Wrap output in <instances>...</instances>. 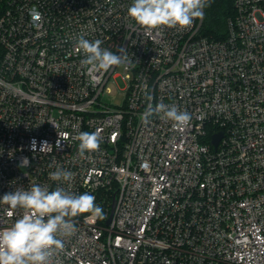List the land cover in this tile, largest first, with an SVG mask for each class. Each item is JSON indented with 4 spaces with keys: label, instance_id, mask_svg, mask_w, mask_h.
Segmentation results:
<instances>
[{
    "label": "built area",
    "instance_id": "2783aa9c",
    "mask_svg": "<svg viewBox=\"0 0 264 264\" xmlns=\"http://www.w3.org/2000/svg\"><path fill=\"white\" fill-rule=\"evenodd\" d=\"M131 3L0 0V197L33 182L95 196L104 218H73L52 264H264V0H235L222 40L201 19L145 31ZM81 34L134 66L82 67ZM149 103L190 123H143ZM84 131L101 144L81 157ZM58 166L71 182L49 179ZM22 214L0 205V229Z\"/></svg>",
    "mask_w": 264,
    "mask_h": 264
},
{
    "label": "clouds",
    "instance_id": "9594fccd",
    "mask_svg": "<svg viewBox=\"0 0 264 264\" xmlns=\"http://www.w3.org/2000/svg\"><path fill=\"white\" fill-rule=\"evenodd\" d=\"M210 4L211 0H132L127 15L145 31L162 27L184 31L195 20L203 19L204 9ZM102 44L100 39L90 41L84 34L79 35L76 51H82L85 56L80 61L82 67L108 72L114 66H124L126 70L134 66L126 53H113L101 47ZM145 99L152 100L147 91ZM154 115L171 121L173 128L187 127L191 120L186 110L181 111L176 105L164 103L157 104L155 108L149 103L140 119L147 123ZM76 139L81 157L100 149L99 132H79ZM28 165V159L22 158L20 166ZM73 178L74 173L59 166L49 173V179L53 181L71 182ZM0 205H6L11 210H23L11 226L0 229V264H52V258L64 250L65 240L78 231L73 218L83 213L104 218L103 208L95 203V196L89 192L75 194L60 186L50 191L48 185L35 182L27 189L17 188L5 193L0 197Z\"/></svg>",
    "mask_w": 264,
    "mask_h": 264
},
{
    "label": "trees",
    "instance_id": "16d2710c",
    "mask_svg": "<svg viewBox=\"0 0 264 264\" xmlns=\"http://www.w3.org/2000/svg\"><path fill=\"white\" fill-rule=\"evenodd\" d=\"M235 14V0H211L210 6L204 9L201 35L218 40L227 38L229 21Z\"/></svg>",
    "mask_w": 264,
    "mask_h": 264
},
{
    "label": "rangeland",
    "instance_id": "374dc122",
    "mask_svg": "<svg viewBox=\"0 0 264 264\" xmlns=\"http://www.w3.org/2000/svg\"><path fill=\"white\" fill-rule=\"evenodd\" d=\"M117 83H118L117 86L114 85L111 88L112 95H115L118 89H125L126 88V83L123 82V80L121 79V77H118L117 78ZM124 98H125V95L123 93L119 94V96L117 98V103L121 104L123 102Z\"/></svg>",
    "mask_w": 264,
    "mask_h": 264
},
{
    "label": "water",
    "instance_id": "95a60500",
    "mask_svg": "<svg viewBox=\"0 0 264 264\" xmlns=\"http://www.w3.org/2000/svg\"><path fill=\"white\" fill-rule=\"evenodd\" d=\"M222 136H223V133H222V132L217 133V134H215V135L213 136V143H214L216 146L219 144V142H220ZM110 220H111V218L108 220V222H110Z\"/></svg>",
    "mask_w": 264,
    "mask_h": 264
}]
</instances>
